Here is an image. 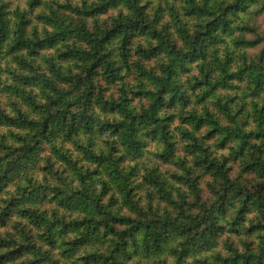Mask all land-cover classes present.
<instances>
[{
  "label": "clouds",
  "instance_id": "obj_1",
  "mask_svg": "<svg viewBox=\"0 0 264 264\" xmlns=\"http://www.w3.org/2000/svg\"><path fill=\"white\" fill-rule=\"evenodd\" d=\"M0 264H264V0H0Z\"/></svg>",
  "mask_w": 264,
  "mask_h": 264
}]
</instances>
